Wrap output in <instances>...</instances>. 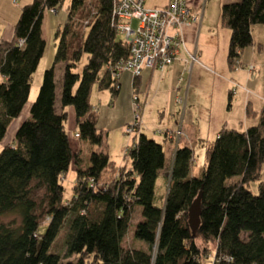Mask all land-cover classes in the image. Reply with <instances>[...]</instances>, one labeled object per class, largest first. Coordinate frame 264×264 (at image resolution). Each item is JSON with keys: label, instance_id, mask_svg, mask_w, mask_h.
Instances as JSON below:
<instances>
[{"label": "trees", "instance_id": "obj_1", "mask_svg": "<svg viewBox=\"0 0 264 264\" xmlns=\"http://www.w3.org/2000/svg\"><path fill=\"white\" fill-rule=\"evenodd\" d=\"M64 1L32 0L21 8L12 40L0 41V142L29 99L45 49L44 12L57 13ZM114 4L70 0L66 5L65 22L55 31L53 63L43 72L12 145L0 149V264H211L201 254L209 243L215 245L216 264H264V181H259L264 104L258 113L246 108L249 118L257 116L255 125L243 131L222 127L213 141H201L204 164L197 176L191 175L194 146L177 145L162 198L156 185L166 168L165 152L141 132L138 110L133 111L124 126L125 132L135 121L133 132L138 131L127 150L129 166L101 191L85 184L99 183L116 169L105 152L107 131L97 127L99 116L90 102L94 87L115 98L124 72L116 78L113 73L129 57L116 31ZM219 24L229 31L226 61L232 70L253 45L252 26L264 25V0H227ZM58 64H63L59 83ZM133 96L139 103L135 90ZM68 109L74 113L72 133ZM73 140L86 144L87 153L75 151ZM71 166L78 187L73 201L64 203L62 178ZM256 181L253 193L249 185ZM198 194L199 221L191 225L187 213ZM135 207L141 219L133 240L139 246L124 249ZM197 237L205 246L196 244Z\"/></svg>", "mask_w": 264, "mask_h": 264}, {"label": "rangeland", "instance_id": "obj_2", "mask_svg": "<svg viewBox=\"0 0 264 264\" xmlns=\"http://www.w3.org/2000/svg\"><path fill=\"white\" fill-rule=\"evenodd\" d=\"M150 1L153 0H147L146 3L148 4ZM69 2L70 0H65L63 6L58 10L57 14L49 13L48 11L44 12V18L42 22V35L45 39L44 53L36 72L32 76L29 99L21 113L9 124L5 136L0 142V149L6 145H12L14 134L20 124L27 118L29 106L37 95L43 72L53 63L56 44L55 31L58 26L63 25L65 22V7ZM226 2L227 0H203L202 9L197 13V16L199 17L197 22H199L200 18H203V12H206L203 21V30L200 38L199 51H202L204 54L210 56L215 63V66L212 67L204 63V65L201 63L199 64L195 54L196 62L191 63L189 55L193 54H188L189 62L187 64L185 77H183V83H185V85L189 73H191V68L194 66V64L195 69H197L199 64L198 67L201 65L207 66L208 70H210V73L203 71V68L199 70L197 75V80L199 81V92L193 93L192 91L187 104L185 98L176 97L175 103L178 106L173 107V109L171 108V112H168L165 109H163V111H161L162 109L159 110L158 106L160 105L159 102L162 100V94L157 96L156 99L152 97V94H150L148 100L145 101V107L142 105L145 99V94L140 93L138 95L141 105L140 103L136 102V105H138V116L136 117L138 119L137 122L139 124L141 123L142 114L144 121L142 129L144 133L149 138H152L163 145L166 156V168L163 170L156 185L157 196L159 198H162L166 194L168 186L170 165L173 156L172 152H170V149H173L175 145H177V142L180 138H185L183 134L192 132L194 128L201 132H203L205 129L211 130L213 128L212 125L214 126L216 120L218 119L222 120L227 128L236 129L239 131L244 130L246 126L255 125L257 123L258 119L256 118H244V111L246 96L252 105V107L249 106L252 112L254 110L256 111L255 113H258L262 108L260 98L264 92V25L252 26L251 35L255 47H248L244 50V53L247 57V52L252 49L253 57L250 60L253 63L243 65L239 59L238 61H235V64L233 65L234 68L232 70L234 71L227 72L228 68L226 65V53L228 39H223L222 35L224 33L225 35H229V33L227 30L221 29L219 24L220 7ZM136 26L137 22L132 21V29H135ZM206 27L210 28L211 30L210 32L207 31L208 34L206 32ZM204 34H207L206 37H204ZM208 35L213 37L210 39V36L208 37ZM84 62L85 60L82 58L77 65L76 72H79ZM210 67L211 69H209ZM62 68L63 64H58L55 67V82L57 83L60 82L59 80L61 77ZM195 69L193 70L194 72ZM243 69H245L250 75L247 76L245 71V73L241 72ZM123 76L125 79L127 76H130L131 78L133 77L129 72H124ZM123 76L120 78V90L114 99L111 98V95L108 91H98L96 87L92 89L90 102L93 106V109L96 110L99 116L97 127L107 131L105 152L108 154L110 160L115 163L116 168L115 170L113 169L111 173L105 172L102 175V179L99 183L86 181L85 184H87L89 189H92L93 191L108 187L112 182L110 179L114 180L119 178L121 170L124 171L122 168L129 166L127 150L129 149L133 139L138 135L137 130V132H133L131 135L124 132V126L126 125H124V123L128 122V120H133L137 110L133 115L134 108L131 101L132 90L129 83L125 82ZM250 78L251 82L248 83ZM222 80L226 83H223ZM219 83L225 84L221 94H219L217 90ZM247 86H249L250 89H248ZM228 92H230L232 95L230 101L228 100ZM179 99L181 100L180 103L177 102ZM193 102H196V106L192 105ZM208 103L210 107L209 110L206 107ZM140 106L143 107L142 110L140 109ZM68 126L69 124H67V127ZM166 130L173 131L174 140L172 144L165 141L162 137L163 132ZM75 142L77 143L78 140H75ZM194 149L195 155L193 164L191 165V175L197 176L202 171L205 148L199 147V143L196 142L194 144ZM69 170L70 171L68 174L62 178L64 187V203L73 201V196L76 194L74 188L78 187L74 167L71 166ZM259 181H264V167L261 170V177ZM257 185L258 181L253 182L249 185V189L255 193L257 191ZM140 219V209L135 207L132 214L131 224L122 241V247L124 249H128L133 246H139V243L134 242L133 240V230L134 226ZM196 244L205 246L198 237L196 238ZM205 247L206 248H203L201 252L202 257L206 258L207 260L209 259V261L213 260L211 264H216V258L214 257V243H209ZM58 249L63 251L61 245L59 244Z\"/></svg>", "mask_w": 264, "mask_h": 264}, {"label": "crops", "instance_id": "obj_3", "mask_svg": "<svg viewBox=\"0 0 264 264\" xmlns=\"http://www.w3.org/2000/svg\"><path fill=\"white\" fill-rule=\"evenodd\" d=\"M31 1L32 0H0V41H11L12 40L13 28H14V25L16 24L17 20H18L20 10L23 6L31 3ZM168 1L169 0H153V1H150L148 4L146 3V6L149 8L165 7L168 4ZM186 1H187L189 9L191 10V12L193 14L197 15V13L202 9V1L203 0H186ZM54 14H57V13H54ZM205 15H206V12L204 11L203 12V18L201 17L199 22H193L190 25L184 26L181 29L180 34L183 38L185 48L183 50H180L179 55L175 58V60L172 62V64L170 66L166 67L163 70L145 69L139 77H136V82H135L136 87H133V83H134L133 77L131 78L130 76H127L125 79L123 74L121 75V77L123 76V78L125 79V82L129 83L130 88L132 90V95L134 93V90L136 91L137 97L140 93L145 94V99H144V102L142 104L143 107H145V105H146L145 101L148 100V97H150V94H152V97L155 99L157 98V96L162 94V100L159 102L160 105L158 106L159 110L162 109L161 111H163V109H165L168 112H171V108L173 109V107L178 106L175 103L176 97L185 98L186 104H187L189 102L190 94L192 93V91H193V93L199 92V81L197 80V77H198L197 75H198L199 70H201V68H203L204 69V70L202 69L203 71L210 73V70H208L207 66H202V65L206 64V65H209L211 67L215 66V63L213 62V60L211 59L210 56H208L207 54H204L202 51H199L200 38H201L202 30H203V21H204ZM220 28L224 29L222 27H220ZM224 30H227V29H224ZM207 31L210 32L211 31L210 28H207L206 32ZM208 32H207V34H208ZM170 33L173 34L174 31H170ZM228 33H229V31H228ZM221 34H223V33H221ZM206 35L204 34V37H206ZM209 36H210V39H211V37H213L211 35H208V37ZM222 36H223V39L226 38L229 40V35H225V33H224ZM227 46H228V44H227ZM254 47H255V45H254V41H253V45L250 46V48H254ZM244 52L245 51H243L240 55L241 63L243 65L252 64L253 62L250 60L253 57L252 49L248 51L249 53L247 52V54H248L247 57H246V54ZM188 54H195L197 59H198V63L199 64L201 63L202 65L200 67H198L199 66V64H198L197 69H195V67H194L195 64H194V66L191 68V73H189V76L187 78L186 85H185V83H183L184 82L183 77H185L187 64L189 62L188 61L189 60ZM226 56H227V53H226ZM226 65H227V61H226ZM211 67L209 69H211ZM227 68H228V65H227ZM194 69H195V72L193 71ZM227 70H228L227 72L234 71V70H230L229 68ZM244 71L246 72L247 76L250 75L245 69H243L241 72H244ZM251 78L249 79L248 83L251 82ZM223 83H226V82L223 81ZM223 86H225V84H222V83H219V85L217 86V90H218L219 94H221ZM247 87H248V89H250L249 86H247ZM230 92H228V94ZM246 93L248 94L247 91H246ZM138 99H139V103L141 105L140 98L138 97ZM260 99H261L260 101H261L262 106H263V104H264V92H263V95ZM131 101H132V98H131ZM194 101H196V100H194ZM192 105L196 106V102H193ZM247 106L252 107L251 103L248 100V97L246 96V98H245V111H244V118L246 117V119L249 118L247 116V113H246ZM143 107L140 106V109L142 110ZM186 107H187V105H186ZM206 107L209 110V108H210L209 103L206 105ZM253 112H256V111L253 110ZM140 113H142V112H140ZM68 116H69L68 130H69V132L72 133L75 130L74 113H73L72 109H68ZM255 118L257 119V116ZM255 118L251 117L249 119H255ZM129 121L130 120H128V122ZM128 122H125L124 125ZM140 124L142 126L144 124L142 114H141V123ZM212 127L213 128L211 130L205 129L203 132L194 128V130H192V132H188V133L183 134L185 138L184 139L180 138L177 142V145L179 147L194 146V144L196 142L200 144L201 141H213L215 139L216 135L218 134V132L220 131V129L222 127H226V125L222 120L218 119V120H216L215 125L214 126L212 125ZM170 131H168V130L164 131L162 137L164 138L165 141L172 144L174 137H173V131H171V132ZM141 132L144 133L143 130ZM177 145H175V147L173 149H170V152H172L173 155H174V151H175V148ZM73 146H74L75 151H77L78 149L81 148V150L83 151V154L87 153V151H88L87 145L84 143H81L79 141L76 143L75 140H73ZM172 159H173V156H172Z\"/></svg>", "mask_w": 264, "mask_h": 264}, {"label": "built area", "instance_id": "obj_4", "mask_svg": "<svg viewBox=\"0 0 264 264\" xmlns=\"http://www.w3.org/2000/svg\"><path fill=\"white\" fill-rule=\"evenodd\" d=\"M198 18L191 12L186 0H169L165 7L160 8L147 7L146 0H115L113 20L122 43L129 48V57L118 64L114 77L123 72L139 77L145 69L163 70L170 66L180 50L185 48L181 29L197 22ZM132 21L137 22L135 29L131 27ZM189 57L191 63L196 62L194 54ZM136 102L137 98L133 96L134 111L138 106ZM135 126V121L129 123L125 133L133 134Z\"/></svg>", "mask_w": 264, "mask_h": 264}, {"label": "water", "instance_id": "obj_5", "mask_svg": "<svg viewBox=\"0 0 264 264\" xmlns=\"http://www.w3.org/2000/svg\"><path fill=\"white\" fill-rule=\"evenodd\" d=\"M187 214L190 224L197 225L200 215V194H198L197 198L193 201V203L189 207Z\"/></svg>", "mask_w": 264, "mask_h": 264}]
</instances>
